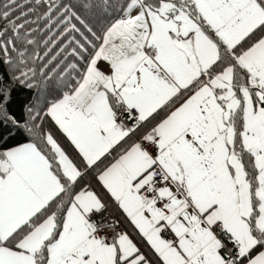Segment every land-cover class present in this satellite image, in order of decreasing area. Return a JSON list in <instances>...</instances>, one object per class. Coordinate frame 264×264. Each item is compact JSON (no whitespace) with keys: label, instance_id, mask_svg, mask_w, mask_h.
I'll return each instance as SVG.
<instances>
[{"label":"snow or ice","instance_id":"obj_1","mask_svg":"<svg viewBox=\"0 0 264 264\" xmlns=\"http://www.w3.org/2000/svg\"><path fill=\"white\" fill-rule=\"evenodd\" d=\"M0 264H264V0H0Z\"/></svg>","mask_w":264,"mask_h":264}]
</instances>
